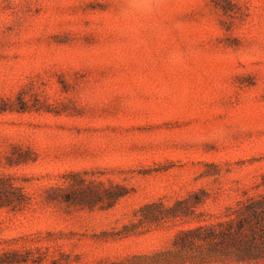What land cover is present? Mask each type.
Segmentation results:
<instances>
[{"label": "rangeland", "instance_id": "374dc122", "mask_svg": "<svg viewBox=\"0 0 264 264\" xmlns=\"http://www.w3.org/2000/svg\"><path fill=\"white\" fill-rule=\"evenodd\" d=\"M262 194L264 0H0V264H174Z\"/></svg>", "mask_w": 264, "mask_h": 264}, {"label": "trees", "instance_id": "16d2710c", "mask_svg": "<svg viewBox=\"0 0 264 264\" xmlns=\"http://www.w3.org/2000/svg\"><path fill=\"white\" fill-rule=\"evenodd\" d=\"M158 205L147 204L141 210ZM167 215L187 212L170 208ZM152 256L176 257L174 264H264V194L239 201L215 223L180 231L169 249Z\"/></svg>", "mask_w": 264, "mask_h": 264}, {"label": "clouds", "instance_id": "9594fccd", "mask_svg": "<svg viewBox=\"0 0 264 264\" xmlns=\"http://www.w3.org/2000/svg\"><path fill=\"white\" fill-rule=\"evenodd\" d=\"M133 2L139 7H149L153 0H133Z\"/></svg>", "mask_w": 264, "mask_h": 264}]
</instances>
